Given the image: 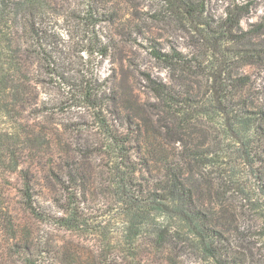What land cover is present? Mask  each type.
I'll use <instances>...</instances> for the list:
<instances>
[{
	"label": "rangeland",
	"instance_id": "rangeland-1",
	"mask_svg": "<svg viewBox=\"0 0 264 264\" xmlns=\"http://www.w3.org/2000/svg\"><path fill=\"white\" fill-rule=\"evenodd\" d=\"M191 1L203 8L200 19L209 27L176 13L171 0H0V86L29 84L30 92L29 103L16 104L12 112L6 107L15 102L0 92V264H164L152 245L158 227L179 232L184 240L190 228L122 193L111 175L114 154L107 137L109 129L131 132L132 160L161 168L178 148L161 136L158 124L169 116L155 108L164 107L186 112L198 123L195 131L207 135L201 164L185 179L210 183L223 194L224 210L241 231L230 238L248 264H264L261 156L239 109L223 116L209 91L218 87L219 76L246 77L248 110L261 107L264 0ZM228 9L240 15L232 36L221 29ZM33 18L44 50L39 58L26 25ZM150 41L190 63L175 70L153 59ZM145 74L174 89L177 101H158ZM187 99L193 100L190 108ZM236 136L249 143L247 150ZM142 140L151 153L142 150L138 158L136 142ZM67 166L84 179L66 183ZM21 170L30 172L35 212L23 202ZM197 193L207 205L208 197ZM60 217L72 220L71 229Z\"/></svg>",
	"mask_w": 264,
	"mask_h": 264
},
{
	"label": "trees",
	"instance_id": "trees-1",
	"mask_svg": "<svg viewBox=\"0 0 264 264\" xmlns=\"http://www.w3.org/2000/svg\"><path fill=\"white\" fill-rule=\"evenodd\" d=\"M171 2L174 5L176 13L183 15L189 21L201 22L202 26L209 27L207 21L200 19L203 16V8L199 4L191 0H171ZM234 10L228 9L223 14L221 29L227 36H232V33L239 30L240 27V15ZM30 16L34 17L33 12L30 13ZM91 18L93 17L91 16ZM28 21L26 24L28 33L32 44L36 47L34 54L39 58L44 51L41 45H39V25L34 21V18ZM156 45L155 42H149V51L153 59L163 62L175 70L176 68L174 67L180 63H190V61L176 53V51L162 52ZM100 52L101 55H106V52L103 50ZM249 57L253 58L252 55H249ZM232 77L219 76V80L215 79L218 82V87H215L213 84L209 90L212 101L219 105V111L223 116L228 115V110L231 111L233 109L237 113V109H239L241 119H243L244 124H248V131H250L249 133L252 138H255V143L257 144L256 154L258 157L261 156L257 162L260 163L261 167H264V102L260 104L261 107L257 112L249 111L250 103L243 93V89L248 84L247 78ZM145 81L148 89L158 101H161L165 105H173L177 101L176 97L178 94L174 89L156 81L149 74H145ZM88 83L85 82V85ZM28 90L29 84L26 86L16 84L3 88L0 86V92H8L6 94L8 95L7 97L12 102H15L10 108L6 107V112L14 111L16 104L24 107L26 102L29 103L27 101V95L30 93ZM33 99L34 103L37 104L35 96ZM186 101L187 103H184V105L190 108L193 105V100L187 99ZM155 109H162L169 116V119L165 117L158 124L160 130H162L161 136L178 144V148H175L176 153L173 155V160L163 163L161 168H153L150 160L141 164L132 160V150L135 148L129 146L131 143V132L125 130L118 133L109 129L107 137L112 143L111 152L114 154L112 157L113 167L111 175L120 181L122 193L128 198L136 200L139 207L142 204L153 205L156 207L155 209L158 208L164 213L176 216L181 223L186 224L190 228L191 234L187 235L184 240L181 238L179 232L170 233L167 227H158L155 233V242L152 245L156 253L162 257L161 262L164 264H248L246 256L241 254L238 246L235 245L237 244V240L230 238V236H240L241 231L235 225V220L228 217L227 212L224 210L225 201L223 194H220L219 190L214 188L210 183L193 182V184H190L185 179L188 174H195L197 172V168L201 164L200 156L203 155L200 153V149L206 147L208 143L207 135L195 131L197 130L198 123L197 121L193 122L186 112L174 113L170 108L169 111L167 107ZM183 110L186 111L188 109ZM170 118L174 119L171 121H175L176 129L171 128L169 123ZM237 121H240V118ZM234 134L238 135L237 132ZM200 135L202 140L199 138ZM170 136H172V140ZM234 138L241 147L245 148L249 145L247 141H244L242 136ZM136 143L137 146H140L137 147L135 157L139 158L142 150L149 156L151 153L150 149L149 147L146 148V145L148 146L149 143L143 140L140 143L138 141ZM68 158L75 159L76 156H68ZM259 172L264 174L261 169ZM153 173H158V175H153ZM144 174H146V178H144ZM20 176L23 202L29 210L35 212L30 172L28 170H21ZM64 178L66 183L70 185H75L77 181L84 179L81 172L72 166H67ZM257 178L260 179V177ZM198 190L203 191L205 196L208 197L209 202L207 205L198 197ZM211 198L215 201L214 207L210 205ZM70 218L65 219L60 217L61 225L71 229L72 220ZM193 241L198 242L200 245L190 244ZM201 258H204V261L201 262ZM104 261L100 264H110L106 260ZM252 263L254 264L253 261Z\"/></svg>",
	"mask_w": 264,
	"mask_h": 264
}]
</instances>
